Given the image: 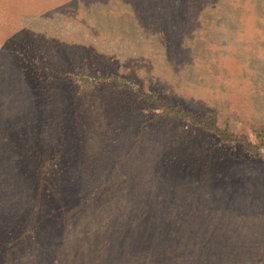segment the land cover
Returning a JSON list of instances; mask_svg holds the SVG:
<instances>
[{
    "label": "rangeland",
    "instance_id": "374dc122",
    "mask_svg": "<svg viewBox=\"0 0 264 264\" xmlns=\"http://www.w3.org/2000/svg\"><path fill=\"white\" fill-rule=\"evenodd\" d=\"M136 89L253 139L264 0H0V264H264V160Z\"/></svg>",
    "mask_w": 264,
    "mask_h": 264
},
{
    "label": "trees",
    "instance_id": "16d2710c",
    "mask_svg": "<svg viewBox=\"0 0 264 264\" xmlns=\"http://www.w3.org/2000/svg\"><path fill=\"white\" fill-rule=\"evenodd\" d=\"M71 67V66H70ZM76 67H73V70H75ZM28 70V69H25ZM30 71V80L34 83L39 82L41 80L47 81L49 80V75L46 76L43 75V78H38L37 74L31 73ZM80 72L79 74L81 76H84L83 74L86 73V76L88 75L87 79H89L92 86H97L100 83H111V85H124L123 82H128V80L124 77L117 76L116 74L110 73L105 74L103 76L95 75V73L89 72ZM41 75V74H39ZM78 75V74H75ZM53 76V75H52ZM58 76V75H57ZM88 81V80H86ZM32 82V83H33ZM120 83V84H119ZM123 83V84H122ZM38 87V86H37ZM118 87V86H116ZM121 86H119L120 88ZM125 91H129V87L127 83L125 84V87H123ZM92 89V88H91ZM37 90V88H36ZM53 89H41L38 87V90L35 91L37 93L36 100L38 103L42 104V102H45L43 104H49L50 101H54L55 106L58 104L57 109H61L63 111L67 110L66 103L69 101L71 106H78L80 105L82 98L88 97L89 98V92L88 90L86 93H83V91L79 93H72L68 98L63 97L55 93V91L52 92ZM136 95H138L144 102L146 103H152L159 107L161 109V113L159 116H156L157 118L161 119L163 117H170L174 119L175 121L181 120L185 125H188L190 127H197L201 130L211 132L215 134L219 140L227 145L236 144L242 147L243 149L247 150L252 157L260 158L264 160V126L254 129L253 130V139L249 137V134L245 132H237L231 129L229 126L221 127L218 123L217 116L214 113H204V114H196L188 110H184L180 107H177L175 105H171L168 102L162 101L158 96L150 93L143 92L140 89H136ZM78 94V97L75 98V95ZM65 101V103H64ZM76 101V102H75ZM78 103V104H77Z\"/></svg>",
    "mask_w": 264,
    "mask_h": 264
}]
</instances>
